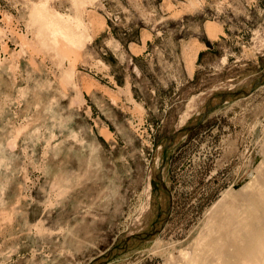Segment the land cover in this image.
<instances>
[{
	"label": "rangeland",
	"instance_id": "1",
	"mask_svg": "<svg viewBox=\"0 0 264 264\" xmlns=\"http://www.w3.org/2000/svg\"><path fill=\"white\" fill-rule=\"evenodd\" d=\"M263 74L264 0H0V264H90L147 231L154 165L169 222L110 264H224L264 228V86L156 153Z\"/></svg>",
	"mask_w": 264,
	"mask_h": 264
},
{
	"label": "water",
	"instance_id": "2",
	"mask_svg": "<svg viewBox=\"0 0 264 264\" xmlns=\"http://www.w3.org/2000/svg\"><path fill=\"white\" fill-rule=\"evenodd\" d=\"M262 86H264V74L246 89L236 92L217 94L209 99L203 111L199 114V116H197V118L162 141L160 148L156 153L157 158L160 156L166 158L168 151L173 148L181 139L187 137L193 131L198 129L203 123H205L212 112L216 111L218 108L227 103L236 102L252 96ZM152 169L153 180L158 186L162 201V211L159 218L147 231L131 235L121 240L115 247L107 251L102 256L96 258L90 264H110L112 261L121 257L122 255L138 249L143 245L157 239L158 236L164 231L172 214L173 197L163 178V166L156 167L154 165Z\"/></svg>",
	"mask_w": 264,
	"mask_h": 264
},
{
	"label": "bare ground",
	"instance_id": "3",
	"mask_svg": "<svg viewBox=\"0 0 264 264\" xmlns=\"http://www.w3.org/2000/svg\"><path fill=\"white\" fill-rule=\"evenodd\" d=\"M207 29H208L209 35L212 36L213 38H216L215 37L217 34L216 29L211 25ZM261 187H262L263 191H262V195H260L261 196L260 199L262 200L264 198V183H261ZM253 198L254 197H252V196L248 198V195H245L242 197H239V195H237L232 199V203H235V200H236V203H238V201L239 202L245 201L248 203H254L255 200H253ZM255 214H257V213H255ZM257 215H255V216H257ZM258 217H260V216H258ZM249 221H251V220L249 219ZM246 224L247 225L244 226L243 229L241 230L242 238L240 240V243L235 245V247L233 246L235 249V254H233V252L230 253L229 249H228L229 251H227L226 250L227 246L223 245L222 247H216V250L219 253H221V255L224 258V264H231L232 261L235 260V258H240L241 260L246 261L247 264H259L262 261H264V228L258 224H256V225H252L253 223L252 224L246 223ZM159 236H158V238H159ZM155 240H153V241H155ZM157 241H159V239ZM235 262H236V260H235Z\"/></svg>",
	"mask_w": 264,
	"mask_h": 264
}]
</instances>
